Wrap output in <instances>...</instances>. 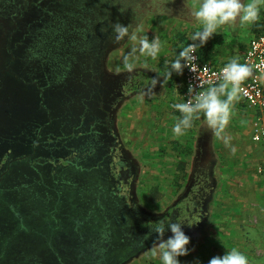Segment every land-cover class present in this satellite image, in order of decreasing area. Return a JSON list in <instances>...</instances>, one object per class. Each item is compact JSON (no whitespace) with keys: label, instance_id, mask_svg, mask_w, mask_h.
I'll return each mask as SVG.
<instances>
[{"label":"flooded vegetation","instance_id":"af4514ba","mask_svg":"<svg viewBox=\"0 0 264 264\" xmlns=\"http://www.w3.org/2000/svg\"><path fill=\"white\" fill-rule=\"evenodd\" d=\"M3 2L0 264L132 263L157 246L151 228L160 221L185 223V234L199 242L210 222L206 211L218 182L211 170L214 134L200 122L190 185L162 210L153 200L146 206L138 195L142 160L130 148L121 121L133 97L159 93L165 83L159 67L141 66L138 58L132 73L110 65L109 52H127L130 41L117 42L113 33L114 24L131 19L124 5L119 3L114 19L102 20L95 32L82 19L69 32L64 27L69 17H61L60 31L55 25L45 27L35 14L54 3L59 15L58 7L75 8L77 0L19 2L14 12L3 11ZM176 2L181 13L170 11L174 19L199 30L194 10ZM42 13L47 15V9ZM35 43H41L39 52ZM154 78L160 82L149 91ZM14 85L36 91L38 102L29 116L19 113ZM170 236L168 232L164 239Z\"/></svg>","mask_w":264,"mask_h":264},{"label":"rangeland","instance_id":"374dc122","mask_svg":"<svg viewBox=\"0 0 264 264\" xmlns=\"http://www.w3.org/2000/svg\"><path fill=\"white\" fill-rule=\"evenodd\" d=\"M5 1L6 2H3L5 7L3 11L9 9L10 12H14L18 10L16 3H24L32 0ZM77 1L78 4L75 3V8L71 5H61L58 7L57 10L59 9L60 11L59 15L55 14L57 6L53 5L54 3L44 4L45 7L37 10L35 19L41 18L45 27H52V25H55V27H58L60 30L61 17H69L70 19L66 20L64 24V27H66L69 32H72V28L80 26L81 23L79 21L82 19L84 22L87 21L88 25H90V30L95 32L102 20L114 19L116 15L115 12L119 10L116 6L120 3L125 7V10H123L124 13H127L128 17H131V19L125 22V26H130V31H136L138 35H147L149 39H152L154 36L159 38L161 42V51L157 59L153 60L150 57L140 56L137 53V62L139 65L141 63V66L145 67H159L161 70L160 74L163 75L164 78L170 63L174 61L177 56L176 51L182 49L183 44L180 42V38L183 37H181V35L185 36L186 39H190L191 34L197 31L195 25L184 24L183 21L174 19V16L170 13V11H173L177 16L180 15L181 12H179L180 8L177 6V0ZM179 1L190 6L192 10H194L195 6L200 2V0ZM145 2H148L149 5L145 6ZM243 2L247 4L251 2V0H243ZM256 3L259 12L264 11V0H256ZM20 6L21 5H19V7ZM45 9H47V15L42 13ZM71 16L75 17L72 18ZM133 17H135L136 20ZM251 24L252 23L241 25L239 21H237L235 26L225 25L218 30L217 34L213 35L214 41L210 43L215 49H219L220 52L223 53L222 55L220 53V55L224 60L231 59V56L236 54L239 50L241 53L240 56H242L244 53L242 46L245 44L244 42L249 39ZM89 27L87 26L84 28L89 29ZM85 34L86 31L84 32V35ZM59 35L61 36V32ZM133 46L134 42L130 40L126 46L127 52H124L125 49L123 48L109 52L110 65L113 69H120L123 67V57L128 54ZM136 46L138 47V45ZM39 47H41V43H35V49H37L38 52ZM212 58L214 59L209 53L206 60L211 62ZM80 61L82 60H76V63L79 64ZM58 65L60 64L58 63ZM178 76L179 75L174 73L172 77L177 78ZM180 82H173L171 78V80H169L170 89H164L160 91L161 93L155 94L146 95L140 93L139 96L133 97L132 102L130 104L128 103L125 107L121 121L122 132L130 148L138 155L139 159L142 160L143 173L140 178L138 195L145 201L144 203H146V206L148 205L147 203H150V200L158 202L157 207L159 210L171 205L173 200L185 189L187 174H189L190 156L185 152L183 153V151L187 149L186 145L188 144L189 138H191L189 144H192V140L194 139L193 135L196 131V124L199 125V123L194 124L192 129L186 130L185 134L182 136L173 134L172 128L176 119L171 108H173L172 106L175 103H180ZM14 88L19 103V113L25 112V114L29 116V111L33 109L38 102L36 91L32 87L23 85H17V87L14 85ZM173 95L175 96V100L172 98ZM249 112L250 110H248V114H246L244 108L238 105H232V115L229 125L226 128V134L231 137L230 144L236 148V152L233 154L231 148L226 147L223 141L219 139L220 143L217 144V149L222 157V167H220L218 171V179L222 186L218 190L216 200H214L209 210L207 209L206 211L207 216L210 217L211 215V217L208 218L210 222L206 234L199 242H190L189 249L192 251H190L188 256L179 258L181 264H209L211 258L222 256L227 250H230L232 247L231 242L238 246L239 250L248 257L249 262L250 259L252 260L255 257L261 258L264 255L263 252L260 251L261 249L254 248L251 242L250 247L245 249V243L247 244L248 241L245 239V235L242 234V232L245 231L243 228L245 226L247 227L248 223L240 225L243 219L237 218L236 215L232 213V209L234 210L236 206H239L240 210L250 208V210L253 211V215H251V221L249 223L258 226L260 231L262 230L264 222V212L262 213L264 210L263 201L255 200V203H249L240 200L242 196H246L253 191H256V194L264 192V188H261L259 185L255 186L253 184L254 180L252 181L250 178L254 159L245 155L250 150V148L247 149L245 146L247 141L246 137L252 126V117ZM203 118V115H201V119ZM240 132L242 134H240ZM226 154L230 155V157L226 158L224 156ZM182 163L186 165L185 172L181 170ZM211 167L212 165L210 168ZM234 171H237L238 174ZM258 197H260V195H258ZM236 201H238V203H235ZM255 238L260 239L262 235L259 234V237L255 235ZM128 264H162V261L160 260L159 254L153 256L152 251H150Z\"/></svg>","mask_w":264,"mask_h":264},{"label":"clouds","instance_id":"9594fccd","mask_svg":"<svg viewBox=\"0 0 264 264\" xmlns=\"http://www.w3.org/2000/svg\"><path fill=\"white\" fill-rule=\"evenodd\" d=\"M192 16L201 27L191 34L190 39L193 43L184 46L175 60L170 63L163 83L171 80L174 73L183 75L186 68L194 72L198 67L196 52L199 48L203 47L225 25L235 26L237 21L241 25L255 22L259 18V8L256 0H251L247 4L243 0H200ZM113 33L117 42L125 38L134 42V46L123 57V66L129 73H132L136 67L137 53L153 60L159 56L161 42L158 37L149 39L147 35H138L136 31L130 32L129 25L120 23L113 25ZM252 54L249 53V55ZM254 71L260 73L256 78L264 81V59H261L259 64L252 65L247 62L241 63L239 57H233L216 74L220 81L218 84L195 95H191L192 89L189 88L190 98L186 102L175 103L172 106L180 113L172 128L173 134L184 135L186 130L193 127V121L199 120L203 115L208 128L235 154L236 148L231 146V137L226 134V128L231 119L233 102L239 99L241 85L254 77ZM159 82L156 78L152 79L149 91L155 89ZM185 225L183 222L160 221L152 226L151 230L157 234L159 241L153 248L152 254L153 256L159 254L162 264H181L179 258L188 256L192 251L189 249L190 237L183 230ZM168 232L171 236L165 240L164 237ZM209 264H249V259L239 249L231 248L224 255L211 258Z\"/></svg>","mask_w":264,"mask_h":264},{"label":"crops","instance_id":"0c3cea01","mask_svg":"<svg viewBox=\"0 0 264 264\" xmlns=\"http://www.w3.org/2000/svg\"><path fill=\"white\" fill-rule=\"evenodd\" d=\"M253 24V23H252ZM252 24H251V27H250V36H249V39H248V41H246V42H244L245 44L242 46V48H243V52L245 53V51H246V49H247V47H248V44H249V42H250V39L252 38V36H253V33H252ZM212 41H214V37H212L208 42H209V50H208V54L207 53H203V56H202V58H208V55H209V53L214 57V59H216V60H214L213 58L211 59V62H213L214 64H217V65H223V64H227L228 63V61H230L233 57H239L240 58V60L243 58V55H244V53H243V55L242 56H240L241 55V53H240V50L236 53V54H234L233 56H231V59H229V60H224L223 59V57L221 56L223 53L222 52H220V50L219 49H215L212 45H211V43H212ZM211 42V43H210ZM220 53H221V55H220ZM206 58V59H207ZM139 69H144L143 67H140ZM146 70V69H145ZM162 77H163V75H161ZM182 75H179L178 77H177V79H179L180 77H181ZM165 79V78H164ZM172 81L173 82H175L174 80H173V78H172ZM180 81L179 80H177V83H179ZM165 83V85H164V89H170V84H169V80H167V81H165L164 82ZM181 83V82H180ZM169 84V85H168ZM177 87H178V84H177ZM181 88H182V83L180 84V90H181ZM161 93V92H160ZM141 94H143V93H141ZM174 100H175V96L173 95V97H172ZM222 98H224V97H222ZM180 102H182L181 101V96H180ZM233 104L236 106V105H238V106H240L241 108H244V111H245V113L246 114H248V110H250V114H251V117H252V126H253V122H254V115H253V111L251 110V109H249L248 108V106L245 104V102L243 101V100H241V98L239 97V99L237 100V101H235V102H233ZM172 109V111H173V114H174V117H175V119L177 118V117H179L180 116V113L178 112V111H176L175 109H173V108H171ZM204 120V118L203 119H199V120H197V122L196 123H199L200 124V122L201 121H203ZM204 122H205V120H204ZM195 122H193V125L194 124H196ZM252 126H251V128H250V130H249V133H248V135H247V137H246V139H247V141H246V144H245V146H246V148L248 149V148H250V150H249V152H247L245 155H247L249 158H252V159H254V165H253V170H252V173H251V176H250V178H251V180L253 181L254 180V185L255 186H260L261 188H264V173H261L260 172V166H262V164H264V149L259 145V144H257V143H255L253 140H252V134H253V129H252ZM197 127H198V125L196 124V130H197ZM192 129V128H191ZM192 131V130H191ZM196 132V131H195ZM195 132H194V135H193V138H195ZM240 134H242L241 132H240ZM214 138H215V141H214V147H213V151H214V153H213V155H212V157H213V161H214V163H213V168H211V170H214V178H217V180H218V182H217V185H216V187L217 188H215L216 190H215V200H216V196L218 195V190H219V188L222 186V185H220V181H219V179H218V171H219V169H220V167H222V157L220 156V154H219V152H218V149H217V144H219L220 143V140L214 135ZM190 139L191 138H189V141H188V144L186 145V148L187 149H184V151H183V153L185 152L186 154H188L189 156H190V166H189V174H187V182H186V184H185V186L186 185H190V180H191V177H192V171H193V168H194V163H195V160H196V156L194 155V147H193V143H194V139L192 140V144H189L190 143ZM192 147H191V146ZM240 148V147H239ZM189 149V150H188ZM191 150H192V152H191ZM226 158H229L230 157V155H228V154H226V155H224ZM237 170V169H236ZM236 174H238L237 173V171H234ZM219 184V185H218ZM187 189V188H186ZM264 190V189H263ZM258 195H260V197H258ZM253 196V197H252ZM241 201H246V202H249V203H255V200H262L263 201V203H264V192L263 193H261V194H256V191H253L252 193H248L246 196H242L241 197V199H240ZM235 203H238V201H236ZM252 206V205H251ZM264 212V210L262 211V213ZM232 213L234 214V215H236V217L237 218H240V219H243V221L241 222V224L240 225H242V224H244V223H248L247 225V227L245 226L244 228H243V230H245V231H243L242 232V234H244L245 235V239L248 241V243L246 244L245 243V249H248L249 247H250V242H251V245H254V248H260L261 250L260 251H262L263 252V254H264V222H263V226H262V230L260 231V229H259V227L258 226H254V225H251L249 222L251 221L250 220V217H251V215H253V211L252 210H250V208H248V209H241L240 210V208H239V206H236L235 208H234V210L232 209ZM233 215V216H234ZM255 216V215H254ZM254 216H252V217H254ZM246 218H247V220H246ZM263 218H264V213H263ZM248 219H249V221H248ZM246 220V221H245ZM257 235L258 237H259V234H261L262 235V238H255V235ZM232 243V247L231 248H237V249H239L238 248V246H236L233 242H231ZM257 243V244H256ZM224 247V246H223ZM258 256H260V255H258ZM252 260H253V262H252ZM250 259V262H249V264H264V255H263V257H261V258H253V259Z\"/></svg>","mask_w":264,"mask_h":264},{"label":"built area","instance_id":"2783aa9c","mask_svg":"<svg viewBox=\"0 0 264 264\" xmlns=\"http://www.w3.org/2000/svg\"><path fill=\"white\" fill-rule=\"evenodd\" d=\"M249 53L253 54L249 55ZM196 55L198 57L196 70L191 72L186 68L182 75V102L190 98L189 88L192 89L191 95H195L197 92L218 84L220 81L216 74L226 65H217L202 58L199 49ZM261 59H264V30L261 34L252 36L240 62L256 65ZM259 75V72L254 71V77L241 85L242 90L239 97L254 112L252 140L264 149V81L256 78ZM260 172L264 173V164L260 166Z\"/></svg>","mask_w":264,"mask_h":264},{"label":"trees","instance_id":"16d2710c","mask_svg":"<svg viewBox=\"0 0 264 264\" xmlns=\"http://www.w3.org/2000/svg\"><path fill=\"white\" fill-rule=\"evenodd\" d=\"M152 2H151V4H152ZM144 5L147 6V5H149V3L145 2ZM263 30H264V11H260L259 12V18L255 22H253V24H252L253 36L261 34L263 32ZM181 37H183V38H180V42L183 44L182 48L184 46H187L190 43H193L191 41V39H186V37L183 36V35H181ZM209 48H210L209 47V42H207L203 47L199 48L201 56H203V53L207 52V50H209ZM181 50L182 49L176 51L177 55H178L179 51H181ZM172 78H173L174 81L179 80V81L182 82V77H180L179 79H177L176 77H172ZM181 93H182V88L180 90V96H181ZM193 122L196 123L197 120H194ZM181 167H182V169H181L182 172H185V169H186L185 163H182Z\"/></svg>","mask_w":264,"mask_h":264},{"label":"water","instance_id":"95a60500","mask_svg":"<svg viewBox=\"0 0 264 264\" xmlns=\"http://www.w3.org/2000/svg\"><path fill=\"white\" fill-rule=\"evenodd\" d=\"M188 188V185L185 186V189Z\"/></svg>","mask_w":264,"mask_h":264}]
</instances>
